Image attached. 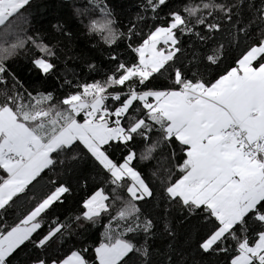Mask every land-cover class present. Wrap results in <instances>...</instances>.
I'll return each mask as SVG.
<instances>
[{"label":"snow or ice","instance_id":"6c2138e0","mask_svg":"<svg viewBox=\"0 0 264 264\" xmlns=\"http://www.w3.org/2000/svg\"><path fill=\"white\" fill-rule=\"evenodd\" d=\"M40 6L0 0V264H264V0Z\"/></svg>","mask_w":264,"mask_h":264},{"label":"trees","instance_id":"16d2710c","mask_svg":"<svg viewBox=\"0 0 264 264\" xmlns=\"http://www.w3.org/2000/svg\"><path fill=\"white\" fill-rule=\"evenodd\" d=\"M40 7L33 11L35 20L33 23H43L48 24L56 23L57 17L63 16L67 13L68 9L64 8L63 4H70L71 0H39ZM26 78L28 76L27 72L22 73Z\"/></svg>","mask_w":264,"mask_h":264}]
</instances>
